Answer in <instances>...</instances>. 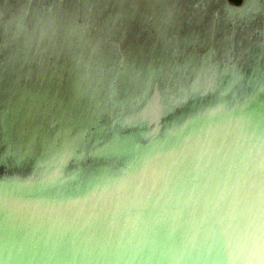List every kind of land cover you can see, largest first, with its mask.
<instances>
[{
	"label": "water",
	"instance_id": "95a60500",
	"mask_svg": "<svg viewBox=\"0 0 264 264\" xmlns=\"http://www.w3.org/2000/svg\"><path fill=\"white\" fill-rule=\"evenodd\" d=\"M0 264H264V0H0Z\"/></svg>",
	"mask_w": 264,
	"mask_h": 264
},
{
	"label": "flooded vegetation",
	"instance_id": "af4514ba",
	"mask_svg": "<svg viewBox=\"0 0 264 264\" xmlns=\"http://www.w3.org/2000/svg\"><path fill=\"white\" fill-rule=\"evenodd\" d=\"M233 1H235V2H240L241 0H238V1L233 0ZM3 97H4V96H3ZM5 99H8V100H9V97H5Z\"/></svg>",
	"mask_w": 264,
	"mask_h": 264
},
{
	"label": "trees",
	"instance_id": "16d2710c",
	"mask_svg": "<svg viewBox=\"0 0 264 264\" xmlns=\"http://www.w3.org/2000/svg\"><path fill=\"white\" fill-rule=\"evenodd\" d=\"M236 1H238V0H236Z\"/></svg>",
	"mask_w": 264,
	"mask_h": 264
}]
</instances>
